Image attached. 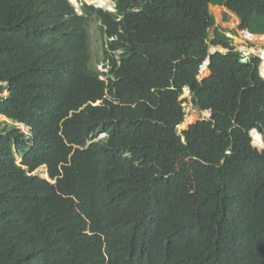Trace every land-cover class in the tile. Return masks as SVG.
<instances>
[{
    "label": "trees",
    "instance_id": "obj_1",
    "mask_svg": "<svg viewBox=\"0 0 264 264\" xmlns=\"http://www.w3.org/2000/svg\"><path fill=\"white\" fill-rule=\"evenodd\" d=\"M112 1L0 0V264H264V0Z\"/></svg>",
    "mask_w": 264,
    "mask_h": 264
},
{
    "label": "rangeland",
    "instance_id": "obj_2",
    "mask_svg": "<svg viewBox=\"0 0 264 264\" xmlns=\"http://www.w3.org/2000/svg\"><path fill=\"white\" fill-rule=\"evenodd\" d=\"M72 0V3L77 5L78 7H82L83 4L93 5L98 8H103L107 11H112L111 9H115V4L111 2L107 6H100L96 4H92L90 1L86 0ZM109 9V10H108ZM211 13L214 15L217 28L223 30L227 33V36L232 39L233 45L236 47L237 51L243 50L247 48L253 55L260 56L261 59L263 57L262 52L264 51V39H261L263 36L257 37V39H252L250 41L246 38V32L239 29L240 21L238 17L229 12L227 9L222 7H211ZM215 29L211 30V37L214 36ZM89 40H90V47L92 52V60H91V69L98 71V72H105V62H104V47H105V40L101 34L99 24L95 20L91 23L89 28ZM207 74L202 73V76ZM183 98L188 100L187 103L184 104L185 113L187 115L186 120L182 126L179 127V133L186 131L189 125L194 124L200 119H209L211 117V112H203L201 113L198 111L191 100V95L185 91ZM0 124L2 127H14L17 126L20 128L24 133L27 135L29 134V129L23 125H18L15 122L8 120L5 117H0ZM105 136L102 135L97 140L104 138ZM255 146V144L253 143ZM257 147V146H255ZM260 151L264 150V148L257 147ZM20 163V159L18 160ZM35 174L40 175L43 178L49 179L47 174V169L45 167L40 168L35 172Z\"/></svg>",
    "mask_w": 264,
    "mask_h": 264
},
{
    "label": "bare ground",
    "instance_id": "obj_3",
    "mask_svg": "<svg viewBox=\"0 0 264 264\" xmlns=\"http://www.w3.org/2000/svg\"><path fill=\"white\" fill-rule=\"evenodd\" d=\"M75 1V0H74ZM73 1V2H74ZM86 1H90L92 2V4H96V5H100V6H107L111 0H86ZM113 2V1H112ZM99 7V6H98ZM109 10V9H108ZM112 11H114V9H111ZM251 39H257L256 36H253L251 35L250 36ZM261 39H264V36L261 38ZM262 55L264 57V51L262 52ZM264 71V69H263ZM264 74V72H263ZM0 117H4L2 115H0ZM254 140H255V143L260 147V148H264V142L261 140L260 136L258 134H255L254 135Z\"/></svg>",
    "mask_w": 264,
    "mask_h": 264
},
{
    "label": "built area",
    "instance_id": "obj_4",
    "mask_svg": "<svg viewBox=\"0 0 264 264\" xmlns=\"http://www.w3.org/2000/svg\"><path fill=\"white\" fill-rule=\"evenodd\" d=\"M79 10H80V8L76 7V11L78 13H80ZM245 34L247 35L246 38L248 41L252 40L250 38L251 35L249 33H245ZM239 52H241V54H242V62L243 63H246L249 60V58L253 55V53H251L247 48H244L243 50H240ZM185 91L190 94L188 89H186ZM186 117H187V115H186Z\"/></svg>",
    "mask_w": 264,
    "mask_h": 264
},
{
    "label": "water",
    "instance_id": "obj_5",
    "mask_svg": "<svg viewBox=\"0 0 264 264\" xmlns=\"http://www.w3.org/2000/svg\"><path fill=\"white\" fill-rule=\"evenodd\" d=\"M260 57V56H259ZM261 58V57H260ZM262 60H263V65H262V68L264 69V59L262 58ZM209 64H210V60H208L206 63H205V65H204V69H207L208 68V66H209ZM262 68H261V72H262ZM263 76V75H262ZM264 77V76H263ZM188 89V88H187ZM189 90V89H188ZM210 119V118H209ZM192 125V124H191ZM191 125H189V127L187 128V129H189L190 128V126ZM254 132V131H253ZM253 132H252V134H253Z\"/></svg>",
    "mask_w": 264,
    "mask_h": 264
},
{
    "label": "clouds",
    "instance_id": "obj_6",
    "mask_svg": "<svg viewBox=\"0 0 264 264\" xmlns=\"http://www.w3.org/2000/svg\"><path fill=\"white\" fill-rule=\"evenodd\" d=\"M77 1H78V0H77ZM70 3L75 7V10H76V7H78V6L75 5L74 3H72V0H70ZM115 7H116V5H115ZM79 8H80V10H79L80 13H78L77 11H76V12H77L78 14L81 15V14H82L81 7H79ZM109 11H110V10H109ZM111 12H115V9H114V11H111ZM246 33H249V32H246ZM249 34H250V33H249ZM250 35H252V34H250ZM253 36H254V35H253ZM103 79H105V78H103ZM104 136H105V135H104Z\"/></svg>",
    "mask_w": 264,
    "mask_h": 264
},
{
    "label": "crops",
    "instance_id": "obj_7",
    "mask_svg": "<svg viewBox=\"0 0 264 264\" xmlns=\"http://www.w3.org/2000/svg\"><path fill=\"white\" fill-rule=\"evenodd\" d=\"M255 36V35H254ZM256 37H259V36H256Z\"/></svg>",
    "mask_w": 264,
    "mask_h": 264
}]
</instances>
